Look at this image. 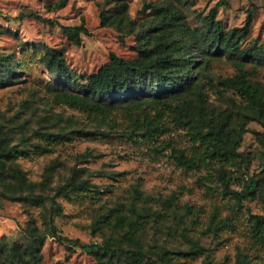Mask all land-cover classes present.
I'll list each match as a JSON object with an SVG mask.
<instances>
[{
	"label": "trees",
	"instance_id": "obj_1",
	"mask_svg": "<svg viewBox=\"0 0 264 264\" xmlns=\"http://www.w3.org/2000/svg\"><path fill=\"white\" fill-rule=\"evenodd\" d=\"M181 2L183 0L147 4L145 7L159 25L147 35L140 33L143 45H139L137 56L124 58L111 53L109 60L90 74H80L69 67L63 48L45 46L39 61L56 79L46 84L51 102L48 109L39 112L31 106L30 100H24L21 107L30 109L28 116L20 117L19 111L10 117L0 116V200L27 199L32 204L45 206L47 211L42 216L46 232L69 248L94 254L97 264H177L167 249L162 248L152 257L141 242L149 219L156 227L164 218H175V211L168 207L154 209L148 203L137 205V200L145 199L135 185L129 206L118 203L108 209L100 208L101 212L91 223L92 233L108 228L117 235L115 241L99 244L67 237L55 224V217L62 211L57 197L90 192L94 185L90 182L91 173L77 165L85 159H75L73 165L67 166L55 157L45 167L43 181H34L28 179L17 162L20 155H27L31 149L45 153L55 143L67 141L76 134L92 138L98 134H117L149 144L154 152L170 150L169 156L177 166L198 173V184L228 197L236 209L246 208L249 246L238 247L236 264H251L256 250L264 249V212L253 213L245 204L247 200H257L264 205V133L259 139L263 149L257 159L258 172H249L253 156L239 150L247 122L255 120L264 128V87L251 80L242 66L249 60L264 62V38L243 47L250 33L251 12L241 27L226 30L216 20L215 8H212L203 16L202 27H192L181 16L178 7ZM221 3L225 4L226 0H220ZM124 5L122 0H116L111 13L102 18L110 24L123 23L122 30L131 32L134 20L125 19ZM59 27L75 45H79L81 35L87 33L83 21L77 25L59 24ZM194 52L199 59L193 58ZM211 53L226 57L238 69L233 75L221 78L220 85L235 91L245 103L241 117L234 118L228 108L211 109L198 80L203 67L196 74L191 73L195 65L196 68L201 63L207 65ZM21 71V62L14 53L0 52V83L11 82ZM211 81L208 77V82ZM54 105L82 113L89 127L74 114L55 111ZM176 126L186 131L189 145H181L170 137ZM86 153L91 155L88 150L77 156L84 158ZM64 170L63 179L54 187L50 186L52 174ZM171 201L165 199L163 204L169 205ZM184 208L186 214L193 213L192 205L185 204ZM178 222L190 248L201 251L198 241L186 234L187 225ZM211 227L217 233L234 226L230 217L221 216L215 207L207 229ZM28 235L38 237L39 245L43 244L45 233L39 232L35 224L28 226ZM251 250H254L252 254ZM40 259V248L31 256L0 240V264H39Z\"/></svg>",
	"mask_w": 264,
	"mask_h": 264
},
{
	"label": "rangeland",
	"instance_id": "obj_2",
	"mask_svg": "<svg viewBox=\"0 0 264 264\" xmlns=\"http://www.w3.org/2000/svg\"><path fill=\"white\" fill-rule=\"evenodd\" d=\"M122 1L125 3L122 7L125 19L134 20L131 32L122 30L123 23L110 24L102 18V15L111 13L116 0H0V52L14 53L22 66V71L11 82L0 83V116L10 117L17 111L20 117L28 116L30 109L21 107L24 100H30L31 106L39 112L48 109L51 102L48 101L46 84L56 79L39 61L45 46L63 48L67 64L80 74L95 72L109 60L111 53L124 58L137 56L139 45H143L140 33L147 35L149 30L159 25L145 6L168 0ZM178 7L182 18L192 27H202L203 16L215 8L216 20L226 30L241 27L251 12L250 33L243 41V47L264 38V0H226L225 4H220V0H183ZM31 12L33 14H26ZM82 21L87 33H83L81 43L75 45L61 31L59 24L77 25ZM193 58H200L197 52ZM242 66L251 80L264 87V62L249 60ZM198 69V80L209 107L215 110L228 108L234 118L241 117L245 113V103L235 91L223 89L220 85L221 78L237 72L234 63L222 55L211 53L207 65L201 63L199 68L196 65L191 68L192 75ZM208 77L212 78L211 83ZM53 108L74 114L84 121L83 114L75 110L59 105ZM262 133L263 126L250 120L241 136L239 150L253 156L250 173L259 171L257 159L263 149L259 140ZM170 137L181 145L190 144L186 131L178 126L173 128ZM88 150L91 155L86 153L84 158H78V154ZM169 153L170 150L154 152L149 144L134 142L117 134H98L94 138L76 134L67 141L55 143L45 153L31 149L27 155H20L17 162L28 179L43 181L44 169L53 158L58 157L67 166L73 165L75 159H85L77 165L86 167L91 173L90 182L94 185L90 192L87 195L57 197L62 211L55 217V224L67 237L99 244L115 241L117 235L108 228L92 233L91 223L101 212L100 208L108 209L118 203L129 206L136 185L145 199L137 200V205L148 203L154 209L168 207L176 213L175 218H164L156 227L151 219L145 225L141 242L149 255L156 257L164 248L177 264H236L238 247L249 246L246 208L236 209L228 197L198 184V173L177 166ZM65 173L64 170L60 174H52L49 185L54 187ZM165 199L172 201L169 205L163 204ZM185 204L192 205L193 213H185ZM245 204L253 213L264 212L262 202L247 200ZM215 207L221 216L230 217L233 229H222L217 233L212 227L207 229ZM46 211L45 206L32 204L27 199L0 200V240L31 256H35L36 249L40 248L39 264H97L94 254L69 248L46 232L42 216ZM178 220L187 225L186 234L198 241L201 251L190 248L181 235L183 230ZM31 224L45 233L41 246L38 237L28 235ZM168 225H171L170 229ZM251 264H264V249L256 250Z\"/></svg>",
	"mask_w": 264,
	"mask_h": 264
}]
</instances>
